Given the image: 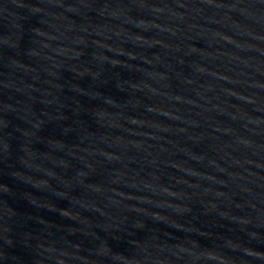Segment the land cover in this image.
<instances>
[{
    "label": "water",
    "instance_id": "obj_1",
    "mask_svg": "<svg viewBox=\"0 0 264 264\" xmlns=\"http://www.w3.org/2000/svg\"><path fill=\"white\" fill-rule=\"evenodd\" d=\"M0 264H264V0H0Z\"/></svg>",
    "mask_w": 264,
    "mask_h": 264
}]
</instances>
